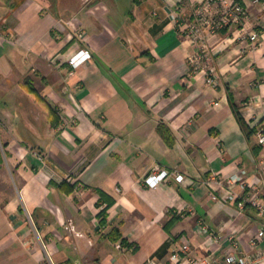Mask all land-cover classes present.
<instances>
[{"label":"crops","instance_id":"obj_1","mask_svg":"<svg viewBox=\"0 0 264 264\" xmlns=\"http://www.w3.org/2000/svg\"><path fill=\"white\" fill-rule=\"evenodd\" d=\"M202 2L0 0V264H170L185 240L230 250L233 229L247 246L264 216L222 184L244 170L236 192L264 196V0H223L242 23L193 43ZM154 169L185 178L151 187ZM198 219L223 240L203 243Z\"/></svg>","mask_w":264,"mask_h":264},{"label":"built area","instance_id":"obj_2","mask_svg":"<svg viewBox=\"0 0 264 264\" xmlns=\"http://www.w3.org/2000/svg\"><path fill=\"white\" fill-rule=\"evenodd\" d=\"M258 1V0H255ZM246 15V8L239 2L230 4L223 3V0H203V2L195 7L194 19L185 25L184 34L193 42L196 43L203 36L204 29H208L212 33H216L228 27L231 24H241ZM177 15L173 14L176 19ZM207 52L203 50L202 56H207ZM91 58V53L88 50L80 49L73 53L68 63L77 68ZM190 62L197 65L199 56H191ZM210 83L215 82L217 73L214 67L208 70ZM258 140L264 143V130L257 134ZM168 175H173L177 181H183L185 178L182 173L168 169H154L148 174L144 181L151 187L157 186L161 181L167 178ZM246 172L241 170L233 173L224 180V195L223 200L237 202V207L240 213L245 212V203L251 205L259 216H264V196L260 195L258 190H251L245 195L238 194L235 187L239 185L242 188L247 187ZM210 196L213 200L218 199L214 191H210ZM196 234L202 235L203 243H220L223 238L218 231L209 227L202 219H198L195 227ZM226 242L231 249L226 252H218L210 249L208 246L201 244L199 247H193L188 240L183 241L179 247L169 256L170 264H264V223H262L254 234L248 239L247 246H244L237 235L236 229L231 230L226 234ZM122 247L121 243L117 244ZM206 249V253H200L199 250Z\"/></svg>","mask_w":264,"mask_h":264},{"label":"trees","instance_id":"obj_3","mask_svg":"<svg viewBox=\"0 0 264 264\" xmlns=\"http://www.w3.org/2000/svg\"><path fill=\"white\" fill-rule=\"evenodd\" d=\"M236 114H237V117H238V119H239V121H240V123H241V125L246 129V131H247V133H248V136H250L251 134H254V133H256L257 132V129L256 128H251V127H249L248 126V124L247 123H245V121L242 119V117H241V115L236 111ZM159 130H160V132H161V134L163 135V137L165 138V140H167V141H170L169 140V133H168V131H167V129L165 128V127H162V126H159ZM253 149L255 150V151H257L256 153H258L259 152V150L261 149V145L260 144H253ZM0 158H1V156H0ZM1 160V159H0ZM99 194H100V196H99V198H100V200L102 201H105V203H106V206H108L109 204H110V202H111V198L110 197H108V196H106L104 193H102L101 191H99ZM245 211H247V212H249L250 214H257L256 212H255V209L251 206V205H249V204H247V203H245ZM105 210H106V207H103L101 210H100V214L102 215V217H103V215L105 214ZM103 219V218H102ZM118 231V230H117ZM120 237V235L118 234V236H115V237H113L112 239H114V240H117L118 238ZM123 242V241H122Z\"/></svg>","mask_w":264,"mask_h":264}]
</instances>
